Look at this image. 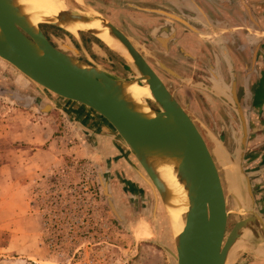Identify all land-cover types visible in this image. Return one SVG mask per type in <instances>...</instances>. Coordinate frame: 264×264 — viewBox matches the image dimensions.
Instances as JSON below:
<instances>
[{
  "label": "water",
  "instance_id": "95a60500",
  "mask_svg": "<svg viewBox=\"0 0 264 264\" xmlns=\"http://www.w3.org/2000/svg\"><path fill=\"white\" fill-rule=\"evenodd\" d=\"M242 2L251 28L258 27L247 3ZM69 5L58 19L63 22L78 17L90 20L93 15L88 12H94L132 56V78L82 62L76 58L78 53L74 48L67 49L55 37L52 39L56 47L52 45L41 28L32 25L25 4L20 0H0V59L47 94L77 107L59 101H52V105L45 108L37 105L42 112L60 110L82 132L89 133L88 139L93 142L96 137L108 139L151 188L156 204L161 201L168 220L169 207L174 203L169 185L161 178L156 163L171 161L175 164L177 181L185 190L184 225L180 234L172 231L174 246L155 241L173 264H247L248 256L264 260V214L252 186V180L264 174V169L249 171L246 168L251 108L244 113L238 99L230 102L222 98L239 117L238 130L232 129L231 150L225 145L224 133L217 137L206 130L208 134L203 136L194 120L118 28L84 0V6L71 0ZM145 11L166 16L160 10ZM43 25L63 30L60 23L53 20H46ZM86 34L93 36L91 32ZM135 81L142 84L146 81L153 95V100L144 103L145 108L150 109L149 114L143 113L124 94L123 87ZM129 155L137 160L146 176L129 160ZM103 188L115 211L108 184L103 182ZM153 220L158 237V219L153 217Z\"/></svg>",
  "mask_w": 264,
  "mask_h": 264
},
{
  "label": "rangeland",
  "instance_id": "374dc122",
  "mask_svg": "<svg viewBox=\"0 0 264 264\" xmlns=\"http://www.w3.org/2000/svg\"><path fill=\"white\" fill-rule=\"evenodd\" d=\"M50 37L63 45L55 33ZM67 40L71 42L68 36ZM1 89L6 92H0V264H173L155 242L174 246L161 201L156 204L151 188L114 145L105 142L104 148L110 146L112 151L103 153V146L98 148L88 139L89 133L82 132L63 112H42L37 105L45 108L52 101H62L0 59ZM15 90L32 96L37 104L14 98ZM44 118L56 124V136L71 138L61 141L59 147H73L74 140L89 152L88 157L59 149L58 157L49 158L42 153L46 146H40L33 147V156L18 150L20 161L12 165V130ZM129 160L146 176L132 155ZM120 161L125 162L124 169L111 171ZM103 182L113 195L115 211ZM129 184L144 188L139 190V201L132 196ZM26 202L27 209L22 207ZM144 202H149V211L137 212L135 203L142 207ZM153 217L158 219V237ZM249 258L264 264L261 259Z\"/></svg>",
  "mask_w": 264,
  "mask_h": 264
},
{
  "label": "flooded vegetation",
  "instance_id": "af4514ba",
  "mask_svg": "<svg viewBox=\"0 0 264 264\" xmlns=\"http://www.w3.org/2000/svg\"><path fill=\"white\" fill-rule=\"evenodd\" d=\"M84 1L103 14L129 39L130 44L140 53L177 102L194 120L202 135L208 134L206 130L211 131L217 137L224 133L225 145L231 150L232 129L238 130L239 117L237 112L222 98L230 102L238 99L244 113L247 108L252 107L255 82L252 72L254 54L252 53L251 59H248L247 67H243L242 70L238 69V64L246 65L244 60L241 61L243 63L234 60V57L238 58V45H230V51L225 49L220 33L215 29H210V17L202 9L203 7H200L202 4L200 0ZM190 4L193 5V9L189 7ZM145 9L160 10L166 16L149 13ZM193 17L197 19V23ZM144 21L149 26H146ZM189 22L196 24L199 31L196 32L197 35H193L198 50L193 54L182 45L183 37L193 33L190 29H183L180 32L176 30V25L181 26V23L185 26ZM40 28L55 47L50 35L51 33L58 35L63 46L69 50L74 48L78 53L76 58L82 62L102 66L126 78L133 77L127 60L96 37L80 32L77 38L62 29L46 25H41ZM67 36L70 37V43ZM215 49H218L225 57V67H222L218 60ZM66 53L74 56L70 51ZM210 56L212 59L215 58V62L208 60ZM0 92L5 93L6 91L1 89ZM12 96L18 100L23 99L37 104L32 96L27 94L22 96L16 90L12 92ZM60 101L66 106L77 109L71 102L63 99ZM150 105L156 108L152 103ZM106 152L103 151V153ZM124 163L114 164L111 171L113 169L123 170ZM128 171L131 175H135L133 171ZM129 185L132 196L134 195L135 200L139 201L142 198V192L139 190L144 188L141 186L142 188L138 190L136 187L133 188V184ZM149 207V202H144L142 207L138 203L134 206L138 209L137 212H148Z\"/></svg>",
  "mask_w": 264,
  "mask_h": 264
},
{
  "label": "crops",
  "instance_id": "0c3cea01",
  "mask_svg": "<svg viewBox=\"0 0 264 264\" xmlns=\"http://www.w3.org/2000/svg\"><path fill=\"white\" fill-rule=\"evenodd\" d=\"M200 2L202 3L201 5L199 4L200 7H203L202 9L210 17V29H215L220 33L225 49L230 51V45H238V58L234 57V60L237 62L240 61V63H243L241 62L242 60L246 62V65L242 64L241 66L238 64V69L242 70L243 67H247L248 59H251L252 53L254 54L252 72L255 76V82L254 94L252 95V107H250L251 134L246 155V168L249 171L262 170L264 169V0H245L258 24V27L254 29L251 28L248 13L243 6L242 0H200ZM191 5L189 7L193 9V5ZM193 19L195 22L197 21L195 17ZM145 20L147 19L145 18ZM144 24L146 26L148 25L146 21H144ZM180 25L183 27L176 25L177 31L180 32L183 29H190L191 33H193L183 37L182 45L188 51H191V54L197 53L198 50L194 41L195 36H193L197 34L189 27L191 25L196 28L197 25L190 22L185 26L181 23ZM215 53L222 67H225V57L218 49H215ZM208 60L215 62V58L212 59L211 56ZM88 121L90 124H93L91 120ZM56 131H58L56 124L51 119L46 118L40 119L36 123L26 122L20 128L15 127L12 130V165H17V161H20V158L17 156L18 150L21 153H30L33 156V153H31L33 147L40 146H46V149H43L42 153L49 158L58 157L60 153L59 149H61V152L77 154L80 158L88 157L89 152L82 149L74 140H72L75 143L73 147L69 148V146H66L65 148L63 145L59 147L61 141H71V138H67L66 135L65 137L56 136ZM94 142L101 149L105 142L108 145L109 140L103 137H96ZM104 147L101 150L107 151L112 149L110 146H107L108 149ZM13 177L15 178L12 174V182L14 181ZM14 186H18L17 182L14 183ZM252 186L259 209L264 214V174L254 178L252 180ZM22 207L27 209V202ZM13 211L17 212L21 211V209H14ZM252 257L260 259L255 256ZM255 261L249 258L247 264H259Z\"/></svg>",
  "mask_w": 264,
  "mask_h": 264
},
{
  "label": "bare ground",
  "instance_id": "6f19581e",
  "mask_svg": "<svg viewBox=\"0 0 264 264\" xmlns=\"http://www.w3.org/2000/svg\"><path fill=\"white\" fill-rule=\"evenodd\" d=\"M20 1L25 4L26 10L29 14L30 22L32 23L33 26L40 27L41 25L44 24V21L53 20L57 23H60L63 30H65L66 32H68L69 34L75 37L79 36L80 32H85V33L91 32L94 37L99 39L101 42H103L105 45H107L117 54L125 58L130 65L133 64L134 60L132 56L129 54L128 50L110 34L109 29L105 27L104 23L101 20H98L96 18L97 15H95L94 12L93 14L88 10L89 11L88 13L90 15H93L92 18L88 16L90 20L78 17L70 22H63L58 18H61L62 16L61 14L63 11L66 10V7L70 4V0H20ZM71 1H75L78 4L84 6L83 0H71ZM99 14L104 16L100 12ZM41 21L43 23H41ZM135 82H132L123 87L124 94L129 100L137 104L138 108L143 113L149 114L148 112H150V109L149 108L146 109L144 103L145 101L148 102L154 99L150 91V88L148 84H146V81H143L144 84H140L138 82L135 83ZM156 165H157L156 168L158 169L161 178L162 179L164 178L169 185L171 192V201L174 203V205L177 204L176 208H174V205L169 207L170 209H169L168 226L170 228L171 233L172 231H174L176 234H180L184 225L183 213L187 210V205L184 200L185 190L183 186L177 181L176 166L173 162L159 161L158 163H156ZM162 207L166 213L164 206Z\"/></svg>",
  "mask_w": 264,
  "mask_h": 264
}]
</instances>
